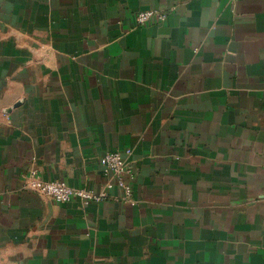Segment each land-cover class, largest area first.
<instances>
[{
  "label": "crops",
  "instance_id": "1",
  "mask_svg": "<svg viewBox=\"0 0 264 264\" xmlns=\"http://www.w3.org/2000/svg\"><path fill=\"white\" fill-rule=\"evenodd\" d=\"M0 264H264V0H0Z\"/></svg>",
  "mask_w": 264,
  "mask_h": 264
},
{
  "label": "built area",
  "instance_id": "2",
  "mask_svg": "<svg viewBox=\"0 0 264 264\" xmlns=\"http://www.w3.org/2000/svg\"><path fill=\"white\" fill-rule=\"evenodd\" d=\"M166 15L156 10L139 12L135 21L140 27L155 22L164 23ZM129 151H113L105 153L99 158L102 166V173L106 178L104 189L95 192L87 188L74 189L63 180L45 181L39 173L31 172L25 180V188L34 190L40 195L49 198L56 204H66L73 199L83 202L85 205L94 204L108 197L110 191L117 188L123 197L132 200V187L129 180L133 178L132 169L129 167L127 157Z\"/></svg>",
  "mask_w": 264,
  "mask_h": 264
}]
</instances>
